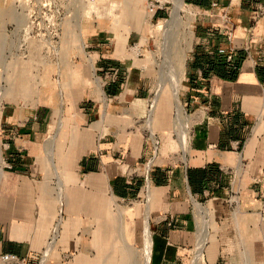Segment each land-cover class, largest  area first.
Wrapping results in <instances>:
<instances>
[{"label": "crops", "instance_id": "obj_1", "mask_svg": "<svg viewBox=\"0 0 264 264\" xmlns=\"http://www.w3.org/2000/svg\"><path fill=\"white\" fill-rule=\"evenodd\" d=\"M122 2L99 0L96 18L64 23L56 67L36 52L7 53L11 11L0 0V254L29 264H135L145 209L118 202H148L151 264H190L196 199L216 204L203 264H264V0H188L196 9L182 92L190 119L180 118L178 135L159 100L155 157L144 124L151 72L127 51L143 39L146 5L125 3L137 15L122 40L111 25ZM165 16L160 9L150 21ZM220 48L234 51L237 68L221 62Z\"/></svg>", "mask_w": 264, "mask_h": 264}, {"label": "rangeland", "instance_id": "obj_2", "mask_svg": "<svg viewBox=\"0 0 264 264\" xmlns=\"http://www.w3.org/2000/svg\"><path fill=\"white\" fill-rule=\"evenodd\" d=\"M57 1L62 2V0H57ZM65 1L69 2V4L71 6H73V8H74V5L77 4L76 10L75 11L73 10L74 12L71 15L72 17L68 18L66 20V22H70L73 24L76 23V25H77V23H80L81 21H83L85 19L88 20V19L96 18L99 0H90V5L86 4L85 6L83 5L84 1H81V0H65ZM119 1H121V2L123 1L122 3H123L124 7L119 11V15H118L119 19L117 21L118 23L115 22L116 24L113 23L111 25L113 26L112 29L115 30L114 33L116 32L117 36L120 37L119 39L123 40V38L126 37L127 32L129 31L127 29L129 27L128 26V18L135 17L137 15L136 14L137 11L125 9L128 0H119ZM169 1L170 2L167 3V6H169V9H165V12H166L165 18L153 19L150 21V16L146 14L147 20L145 19L146 23L142 27V30L144 32L142 33L143 39H142L141 43L138 44L139 46L137 48H134L135 44L133 42L129 43V45L127 46V51L129 53H131V55L135 56L136 58L141 59V63L143 65V67L145 65V69L151 72L152 87H153L151 98H152V100L154 98H156L155 106L158 104V102L160 100L159 105L156 107V109L160 107L162 110H165V112L167 111L168 112L167 114L170 116V118L174 120V123L172 125V129L175 128L177 133H178V130H181L180 133H182V132L184 133V131L186 129V125L184 123V120H180V117L178 115V112L176 109V102H175L174 93H173V90H172L170 82H169L170 80L168 78H169V76H171V74L175 70L177 51L180 50L181 48H186L188 46H190L192 48V46H193L196 18L193 19V25L194 26H193L192 31L189 30V27L187 28V25H185V24H183V25H179V23L174 24L173 23L174 20H172L173 19L172 17H174L173 13H174V9H175L174 8V0H169ZM185 2L187 3L188 0H185ZM142 3L146 5V0H131V4H136V6H137V4H142ZM187 4L194 12H196V9L193 5H191L189 3H187ZM144 12L146 13V9ZM181 16H182L183 21L187 20V14L184 11L181 12ZM130 21H131V19H130ZM170 23H173V24L170 25ZM77 27L78 26H74L73 28H77ZM79 37H80L81 47L83 48V46H84V39H83L84 33L82 32V28L80 29ZM191 48H190V50H191ZM88 49L92 50V47H90ZM189 51L187 52V56L189 55ZM138 54H140V55H138ZM39 60H42L41 56H40ZM58 61H59V54H58L57 58H54L53 62L46 60L45 63H47V64L52 63L53 65H55L57 67ZM164 77H166V78H164ZM173 77H174V75L172 76V78ZM185 77L186 76L184 75V79H185ZM184 79L182 82V90L180 92V99H181L183 106H184V103L182 101V92H183V89L185 88L184 85L186 83V82H184ZM155 106H154V108H155ZM184 108H185V111L188 115L189 111L186 110V107H184ZM156 109H155V111H156ZM155 111L154 112L152 111V114H151L150 118L147 119V122H145V123L142 122L145 124V128L147 129L145 132V136L147 138H150L151 133L154 134V133L158 132L154 128V126L152 128L150 126L151 122L154 121ZM188 118L190 119L189 115H188ZM157 120H159V118ZM162 121H164V120H162ZM162 121H161V123H162ZM62 124H63V122H62ZM136 124L138 125V124H140V122H138ZM58 129H60V126ZM178 135H179V133H178ZM179 140H181L180 136H179ZM181 144H182V141H181V143L179 141V147L184 151L186 146H184L183 144L181 145ZM180 155L182 156L183 152H180ZM238 200H239V197H235L233 200L234 202L232 203V206H231L233 213H235L236 210L238 209V206H237ZM194 202H193V207H194V211L196 213V221H197V228H198V241H197V244L195 245L194 249L192 250V257H191L192 260H191L190 264H195V263H193V261L195 262V257H196V254H197V251L199 248H201L203 252L201 255V259L199 260V262L197 264H203L204 263V253L207 249L208 241L210 239V231L217 228L216 210H215L216 204L213 201H198V200H196ZM196 203H200L199 206L205 211V213L208 211V215H209L211 222H210L209 218H207V215H206V220L204 222V220L199 215L200 213H199V209L196 206L197 205ZM118 204H119V207L122 209H131V208H134L136 206H141L142 208L145 209L144 218L146 216V210L149 206L148 202H145V204H143V202H126V201L123 202V201H120V202H118ZM206 209H207V211H206ZM261 219L264 222V210L261 214ZM144 231H145V224H144V220H143V248L141 251V257L138 259L137 262H135V264H145V259H144L145 258V256H144V249H145ZM201 260H202V262H201Z\"/></svg>", "mask_w": 264, "mask_h": 264}, {"label": "built area", "instance_id": "obj_3", "mask_svg": "<svg viewBox=\"0 0 264 264\" xmlns=\"http://www.w3.org/2000/svg\"><path fill=\"white\" fill-rule=\"evenodd\" d=\"M64 1L4 0L11 11L7 53L19 58H31L33 52H36L45 61L53 62L60 51L63 25L68 18L72 17L71 15L77 8V4L73 8L69 2ZM81 1H84V6L86 4L90 5V0ZM169 2V0H146L147 15L154 17L158 10L169 9V6H167ZM138 46V44H135L134 48ZM217 53L222 62L232 68H237L233 50L220 48ZM112 71L108 78L115 80L118 72L117 70ZM152 102L153 100L151 101L150 110ZM149 139L152 142L155 157L160 149V139L156 133H151ZM151 163V160L147 163L148 169H150ZM150 185L151 180L147 178V192ZM194 200L196 201V199ZM0 263L29 264L26 258L19 257L15 253L0 254Z\"/></svg>", "mask_w": 264, "mask_h": 264}, {"label": "bare ground", "instance_id": "obj_4", "mask_svg": "<svg viewBox=\"0 0 264 264\" xmlns=\"http://www.w3.org/2000/svg\"><path fill=\"white\" fill-rule=\"evenodd\" d=\"M174 8H175L174 13H173L174 17H172L173 18L172 20H174L173 23L174 24L179 23V25L185 24V25H187V28L189 27V30L192 31L193 26H194L193 25V19H195V12L186 4L185 0H174ZM183 11L187 14V20L186 21L182 20L181 12H183ZM173 23H170V25ZM190 48L191 47L188 46L186 48H181L180 50L177 51L175 70L171 74V76H169V78H168L170 80L169 82H170L171 88H172L173 93H174L175 102H176V109H177V112H178V115L180 118L185 117V115L188 117V115L185 112L184 106L181 103L180 92L182 90V82H183L184 75H185L186 59L188 57L187 52L190 50ZM173 75H174V77L172 78ZM164 78H166V77H164ZM155 104H156V98L153 99L152 108L150 110V116L152 114V111L154 110ZM180 143H181V141H180ZM186 150H185V152H186ZM50 151H51V149H50ZM1 155L2 154H1V149H0V160H1ZM184 158H185V160L187 159L185 155H184ZM149 187H151V185ZM149 192H150V190H149ZM196 204L198 205V209H199V213H200L199 215L201 216V218L205 222L206 213L199 206L200 203H196ZM149 216H150V211H149V207H148L146 210V232H145V241H144L145 242V249H144L145 264H151V258H152V233H151L150 226H149ZM202 252H203L202 249L199 248L197 251L196 257H195V262L193 261V263L197 264L199 262V260L201 259ZM201 262H202V260H201Z\"/></svg>", "mask_w": 264, "mask_h": 264}, {"label": "trees", "instance_id": "obj_5", "mask_svg": "<svg viewBox=\"0 0 264 264\" xmlns=\"http://www.w3.org/2000/svg\"><path fill=\"white\" fill-rule=\"evenodd\" d=\"M222 62V61H221ZM222 63H224V62H222ZM224 64H226V63H224Z\"/></svg>", "mask_w": 264, "mask_h": 264}]
</instances>
